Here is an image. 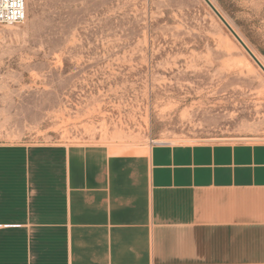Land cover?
I'll return each mask as SVG.
<instances>
[{
    "label": "rangeland",
    "instance_id": "1",
    "mask_svg": "<svg viewBox=\"0 0 264 264\" xmlns=\"http://www.w3.org/2000/svg\"><path fill=\"white\" fill-rule=\"evenodd\" d=\"M210 1L264 66V0ZM26 10L0 26V139L129 152L264 140V73L203 0H26Z\"/></svg>",
    "mask_w": 264,
    "mask_h": 264
},
{
    "label": "crops",
    "instance_id": "2",
    "mask_svg": "<svg viewBox=\"0 0 264 264\" xmlns=\"http://www.w3.org/2000/svg\"><path fill=\"white\" fill-rule=\"evenodd\" d=\"M0 264H264V140L0 139Z\"/></svg>",
    "mask_w": 264,
    "mask_h": 264
},
{
    "label": "built area",
    "instance_id": "3",
    "mask_svg": "<svg viewBox=\"0 0 264 264\" xmlns=\"http://www.w3.org/2000/svg\"><path fill=\"white\" fill-rule=\"evenodd\" d=\"M26 11V0H0V26L22 24Z\"/></svg>",
    "mask_w": 264,
    "mask_h": 264
},
{
    "label": "water",
    "instance_id": "4",
    "mask_svg": "<svg viewBox=\"0 0 264 264\" xmlns=\"http://www.w3.org/2000/svg\"><path fill=\"white\" fill-rule=\"evenodd\" d=\"M203 1L210 8L212 13L216 16V18L222 23V25L229 31V33L236 40V42L242 47V49L248 54V56L254 61V63L259 67V69L264 73L263 64L259 61L257 56L253 53V51L249 48V46L245 43V41L233 29L230 23L224 18V16L214 6V4L210 0H203Z\"/></svg>",
    "mask_w": 264,
    "mask_h": 264
},
{
    "label": "bare ground",
    "instance_id": "5",
    "mask_svg": "<svg viewBox=\"0 0 264 264\" xmlns=\"http://www.w3.org/2000/svg\"><path fill=\"white\" fill-rule=\"evenodd\" d=\"M246 43V42H245ZM259 71V70H258ZM263 76V75H262ZM121 148H125V146L124 147H121Z\"/></svg>",
    "mask_w": 264,
    "mask_h": 264
}]
</instances>
